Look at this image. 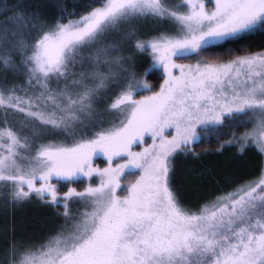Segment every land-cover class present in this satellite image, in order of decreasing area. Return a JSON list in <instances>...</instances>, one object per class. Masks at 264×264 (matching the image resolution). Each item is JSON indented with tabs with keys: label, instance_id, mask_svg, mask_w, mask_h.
<instances>
[{
	"label": "snow or ice",
	"instance_id": "6c2138e0",
	"mask_svg": "<svg viewBox=\"0 0 264 264\" xmlns=\"http://www.w3.org/2000/svg\"><path fill=\"white\" fill-rule=\"evenodd\" d=\"M144 19L176 26L150 40L124 32L154 54L158 91L127 63L122 40L109 39ZM39 24L35 12H0V71L24 78L0 85V188L10 189L3 207L35 198L63 222L39 245L13 237L2 264H264V170L196 210L172 184L175 158L199 156V126L251 127L229 144L264 155V50L205 58L264 29V0H100ZM95 157L108 167L95 168ZM93 175L96 186H71Z\"/></svg>",
	"mask_w": 264,
	"mask_h": 264
},
{
	"label": "trees",
	"instance_id": "16d2710c",
	"mask_svg": "<svg viewBox=\"0 0 264 264\" xmlns=\"http://www.w3.org/2000/svg\"><path fill=\"white\" fill-rule=\"evenodd\" d=\"M172 1L175 4H182V0H171L170 2ZM99 2L100 0H0V12H4L5 16H11L17 9H23L29 13L35 12L40 19L36 30L38 31L40 25L45 27L53 25L65 8L67 13H74L78 17ZM36 31L31 32L29 40L36 35ZM229 50L236 55H241L245 51L264 50V29L257 28L242 38L214 45L208 49V55L205 58L219 56L227 59L225 53ZM13 59L19 64V56H14ZM146 70L138 69L139 72L144 71L145 74L141 76L145 81L152 82L151 88L156 91L162 82L163 75L159 69ZM1 72L6 73L5 76L0 75V85L10 87L13 84L24 82L22 75L11 71ZM17 114L22 116L20 113ZM20 117L13 119L17 120ZM243 119L245 121L255 120L251 116H245ZM250 129L251 127H237L230 118L220 125L209 124L197 128L200 144L196 148L199 153L198 158L178 155L174 160V174L172 175V184L187 208L196 210L205 202L219 197L222 193H233L239 187L260 176L261 171L264 170V155L255 147H248L241 152L237 144H229L230 139L239 138ZM130 179L132 177H129ZM79 184L81 183L78 180L71 186L78 188ZM66 187L68 186L61 184L59 190L65 191L68 189ZM9 192L10 189H0V264L13 237L18 242L39 245L50 234H54L63 222L57 209L42 202L39 204L40 201L35 198L32 199L37 202H25L16 208L3 207ZM70 208L73 213L81 210V206L76 203H72Z\"/></svg>",
	"mask_w": 264,
	"mask_h": 264
},
{
	"label": "rangeland",
	"instance_id": "374dc122",
	"mask_svg": "<svg viewBox=\"0 0 264 264\" xmlns=\"http://www.w3.org/2000/svg\"><path fill=\"white\" fill-rule=\"evenodd\" d=\"M170 1H169L170 6H174L177 8H179L181 6L180 3L175 4L173 1L172 2H170ZM210 2H211V0H210ZM210 5H211V3H209L207 5L209 9H211L213 7V5H212V7H210ZM125 31H134L135 35L138 36L140 39L150 40V39L156 37L157 35H159L161 33H168V34L175 35L176 34V26L169 21L154 22V21L149 20V19L138 20V21H134L131 25L126 26L125 29H123L121 31V33L116 34L114 37L109 38L110 40L113 38L117 39V40H122V46H121L122 54L126 57H128V56L131 57V59L129 61H127V63L131 65L132 70L136 73V75L138 77H140L142 80H144V78L141 76L144 73V71L142 73V72H139L138 69H141V71H142V69L143 70L147 69L146 71L151 69L152 68L151 66L153 64L154 54L151 53L150 51L143 52V53L138 52L135 49V42L133 40L124 39V32ZM178 63L190 64V63H195V61L188 62L186 60H182V61H178ZM160 72L163 75V77H162V82L160 83L159 87L163 83V78H164L163 71L160 70ZM5 73L1 72L0 75L5 76ZM146 82L152 87V82L147 81V80H146ZM159 87L157 88L156 91L159 90ZM140 98H143V97H140ZM17 117H20V116H19V114L16 113L15 118H17ZM251 130L252 129H250L249 132ZM142 147L143 146H141L138 150H142ZM100 159H103V161H100ZM93 166L95 168L103 169L105 167H108V163H107L106 158H104V157H95L93 159ZM88 179L89 178H81V180H79V182L81 184H79L80 186L76 189L78 191L84 190L88 186H96L99 183V177L96 175H93L89 180ZM130 180H132V179H130ZM66 188H68V187H66ZM7 189H9V188H7ZM60 190H59L60 195H63L64 193H66L68 191V189H66L65 191H60ZM30 202L33 203V202H37V201L31 199ZM38 203L42 204L41 202H38Z\"/></svg>",
	"mask_w": 264,
	"mask_h": 264
}]
</instances>
